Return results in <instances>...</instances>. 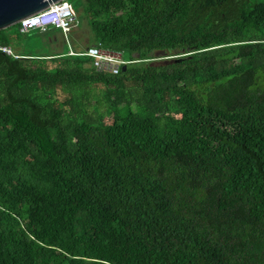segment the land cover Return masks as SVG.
<instances>
[{
  "label": "trees",
  "instance_id": "16d2710c",
  "mask_svg": "<svg viewBox=\"0 0 264 264\" xmlns=\"http://www.w3.org/2000/svg\"><path fill=\"white\" fill-rule=\"evenodd\" d=\"M74 7L134 61L97 72L55 28L0 30V264H264V0Z\"/></svg>",
  "mask_w": 264,
  "mask_h": 264
},
{
  "label": "built area",
  "instance_id": "2783aa9c",
  "mask_svg": "<svg viewBox=\"0 0 264 264\" xmlns=\"http://www.w3.org/2000/svg\"><path fill=\"white\" fill-rule=\"evenodd\" d=\"M77 24V17L72 4L67 0H59L47 5L34 14L20 19L18 22V31L20 33H26L31 30L43 32L49 28L58 29L63 41L68 47L66 54L85 56L87 62L84 66L92 68L97 72L116 74L121 65L134 61L126 59L122 51L106 49L99 43L90 44L80 52H75L69 43L68 34ZM0 51L12 55L11 48L8 46H0Z\"/></svg>",
  "mask_w": 264,
  "mask_h": 264
},
{
  "label": "rangeland",
  "instance_id": "374dc122",
  "mask_svg": "<svg viewBox=\"0 0 264 264\" xmlns=\"http://www.w3.org/2000/svg\"><path fill=\"white\" fill-rule=\"evenodd\" d=\"M67 1L72 4L73 8H75L74 7V0H67ZM11 29H12V27L8 28V32L9 33H11ZM54 31H56L58 33V35H59V30L58 29H54ZM87 33H88V30H87L85 21L81 20L79 28L78 27H74L70 31L71 40L69 38V43L70 44L72 42L76 43L78 49H82L83 47H85V45H88V44L90 45V38H89V35ZM21 47H26V48L36 47V48H38V47H42V45H41V42H40V39L38 38V36L34 35V36L29 37L28 39H23L22 41H19L18 44L15 45V48H21ZM67 49H68L67 45L64 42H62L61 40L56 45V52H65V51H67ZM12 51L14 52L13 49H12ZM173 53L175 54L174 51H171V52L155 51L152 54L153 58L150 59V61H151L150 63L151 64L164 63V62L169 60L166 57L173 55ZM49 65L53 66L54 63H49ZM85 89L87 90V92L89 94L90 102L93 103L94 101L100 99L101 93L103 91V85L99 84V83H97V84H88ZM65 96H66V94L61 92L59 89L55 90L54 97L58 101L62 100Z\"/></svg>",
  "mask_w": 264,
  "mask_h": 264
},
{
  "label": "water",
  "instance_id": "95a60500",
  "mask_svg": "<svg viewBox=\"0 0 264 264\" xmlns=\"http://www.w3.org/2000/svg\"><path fill=\"white\" fill-rule=\"evenodd\" d=\"M59 0H0V30L17 24L31 14L38 12L47 5ZM188 53L173 54L166 58L178 61ZM126 64L121 65L120 70L124 71Z\"/></svg>",
  "mask_w": 264,
  "mask_h": 264
}]
</instances>
